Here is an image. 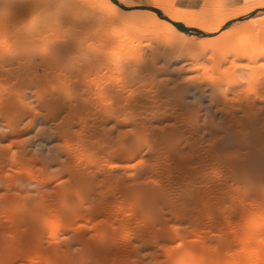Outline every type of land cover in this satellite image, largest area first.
Wrapping results in <instances>:
<instances>
[{
  "label": "rangeland",
  "instance_id": "rangeland-1",
  "mask_svg": "<svg viewBox=\"0 0 264 264\" xmlns=\"http://www.w3.org/2000/svg\"><path fill=\"white\" fill-rule=\"evenodd\" d=\"M257 132L264 0H0V264H264Z\"/></svg>",
  "mask_w": 264,
  "mask_h": 264
},
{
  "label": "bare ground",
  "instance_id": "bare-ground-1",
  "mask_svg": "<svg viewBox=\"0 0 264 264\" xmlns=\"http://www.w3.org/2000/svg\"><path fill=\"white\" fill-rule=\"evenodd\" d=\"M124 1V0H123ZM133 1V0H132ZM108 4H109V1L107 2ZM116 96V95H115ZM122 97V96H121ZM116 98V97H115ZM118 98H120L119 96H118ZM116 100V99H115ZM119 101V100H118ZM145 120V119H144ZM142 122V121H141ZM139 123V122H138ZM146 123V122H145ZM144 126V125H143ZM145 127V126H144ZM229 127V126H228ZM232 126L231 127H229V128H227V135H229V136H225V137H223V138H225V139H220V141H218V143L215 145L214 144V146H213V149H217V145L218 146H220V147H222L226 142H227V140H229V138H230V135L231 134H234V136H236V134H235V132H232ZM140 129V128H139ZM142 129V128H141ZM140 129V130H141ZM235 128H233V130H234ZM103 130H105V129H103ZM232 132V133H231ZM237 132H238V130H237ZM258 133V132H257ZM259 134H261V136H262V134H264L263 132H259L257 135L259 136ZM253 135V134H252ZM255 135V134H254ZM260 136V137H261ZM229 137V138H228ZM231 139H230V141L229 142H231V141H234V139H235V137H233L232 135H231ZM253 138V137H252ZM257 140H260L258 137L256 138ZM263 139V138H262ZM264 140V139H263ZM260 142H261V140H260ZM228 143V142H227ZM231 144V143H230ZM227 145H229V143L227 144ZM225 146V145H224ZM258 148V147H257ZM211 150V149H210ZM262 152V151H261ZM210 154H211V152H210ZM260 156V155H259ZM249 159V158H248ZM246 161V160H245ZM249 161V160H248ZM243 163H245V162H243ZM247 163V162H246ZM245 163V164H246ZM248 164V163H247ZM244 165V164H243ZM148 188V187H147ZM199 190V189H198ZM196 191L197 193L199 192V191Z\"/></svg>",
  "mask_w": 264,
  "mask_h": 264
},
{
  "label": "trees",
  "instance_id": "trees-1",
  "mask_svg": "<svg viewBox=\"0 0 264 264\" xmlns=\"http://www.w3.org/2000/svg\"><path fill=\"white\" fill-rule=\"evenodd\" d=\"M114 1H117V0H114ZM157 11H158L159 15H161V11H160V10H157ZM175 24H176V26H178L181 30H183V31H185V32H187V33L191 32V31H197V32H199L198 29L186 27L182 22H177V23H175Z\"/></svg>",
  "mask_w": 264,
  "mask_h": 264
},
{
  "label": "crops",
  "instance_id": "crops-1",
  "mask_svg": "<svg viewBox=\"0 0 264 264\" xmlns=\"http://www.w3.org/2000/svg\"><path fill=\"white\" fill-rule=\"evenodd\" d=\"M133 1H135V2H138V1H141V2L144 1L145 2L146 1V2H150L151 3V0H133Z\"/></svg>",
  "mask_w": 264,
  "mask_h": 264
},
{
  "label": "water",
  "instance_id": "water-1",
  "mask_svg": "<svg viewBox=\"0 0 264 264\" xmlns=\"http://www.w3.org/2000/svg\"><path fill=\"white\" fill-rule=\"evenodd\" d=\"M169 20H171V21L174 22V23L180 22V21L172 20V19H170V18H169Z\"/></svg>",
  "mask_w": 264,
  "mask_h": 264
},
{
  "label": "snow or ice",
  "instance_id": "snow-or-ice-1",
  "mask_svg": "<svg viewBox=\"0 0 264 264\" xmlns=\"http://www.w3.org/2000/svg\"><path fill=\"white\" fill-rule=\"evenodd\" d=\"M224 27H227V24ZM113 167H115V165Z\"/></svg>",
  "mask_w": 264,
  "mask_h": 264
}]
</instances>
